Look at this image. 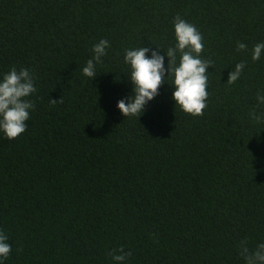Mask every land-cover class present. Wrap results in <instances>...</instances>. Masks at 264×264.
I'll list each match as a JSON object with an SVG mask.
<instances>
[{
  "label": "trees",
  "instance_id": "1",
  "mask_svg": "<svg viewBox=\"0 0 264 264\" xmlns=\"http://www.w3.org/2000/svg\"><path fill=\"white\" fill-rule=\"evenodd\" d=\"M176 17L211 62L203 114L174 109L162 84L138 119L122 116L125 49L166 52ZM102 38L90 81L82 68ZM261 41L264 0H0V74L27 68L37 89L27 130L0 135L5 264H114L120 249L124 264H244L240 241L264 242Z\"/></svg>",
  "mask_w": 264,
  "mask_h": 264
},
{
  "label": "clouds",
  "instance_id": "2",
  "mask_svg": "<svg viewBox=\"0 0 264 264\" xmlns=\"http://www.w3.org/2000/svg\"><path fill=\"white\" fill-rule=\"evenodd\" d=\"M175 43L162 52L158 47L151 51L148 47L125 49L123 62L128 66L127 78L131 84V95H126L116 103V109L124 117H140L145 106L158 95V88L168 84L172 89L171 100L174 109L197 117L203 114L208 98V72L210 61L202 59L204 49L203 37L195 25L176 17L173 20ZM107 39H100L92 46V56L82 68V75L90 81L97 75V65L109 48ZM247 46L237 44L238 51ZM160 51L162 54H157ZM264 56V41L256 43L251 49V60L257 61ZM179 57V59H177ZM167 58V65L165 59ZM245 63H236L227 76V83H235L241 76ZM171 78V84L166 83ZM34 76L27 68L19 71L15 67L0 74V135L6 139H15L28 127L30 112L34 104L29 97L36 92ZM258 104H264V93L256 95ZM53 102H57L54 101ZM257 122L264 121V116L252 113ZM7 234L0 230V264H5L12 250ZM111 254L114 264H124L131 253ZM239 255L244 264H264V242L258 243L250 250L247 242L239 244Z\"/></svg>",
  "mask_w": 264,
  "mask_h": 264
}]
</instances>
